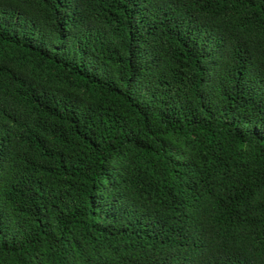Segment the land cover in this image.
Masks as SVG:
<instances>
[{
    "label": "trees",
    "instance_id": "16d2710c",
    "mask_svg": "<svg viewBox=\"0 0 264 264\" xmlns=\"http://www.w3.org/2000/svg\"><path fill=\"white\" fill-rule=\"evenodd\" d=\"M0 264H264V0H0Z\"/></svg>",
    "mask_w": 264,
    "mask_h": 264
}]
</instances>
